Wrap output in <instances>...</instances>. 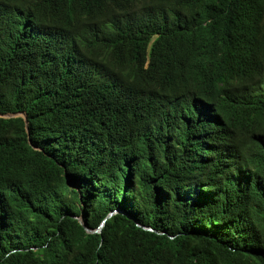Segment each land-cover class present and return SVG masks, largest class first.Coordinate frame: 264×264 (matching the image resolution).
I'll return each mask as SVG.
<instances>
[{
  "label": "trees",
  "instance_id": "obj_1",
  "mask_svg": "<svg viewBox=\"0 0 264 264\" xmlns=\"http://www.w3.org/2000/svg\"><path fill=\"white\" fill-rule=\"evenodd\" d=\"M12 11L0 264H264V0Z\"/></svg>",
  "mask_w": 264,
  "mask_h": 264
},
{
  "label": "clouds",
  "instance_id": "obj_2",
  "mask_svg": "<svg viewBox=\"0 0 264 264\" xmlns=\"http://www.w3.org/2000/svg\"><path fill=\"white\" fill-rule=\"evenodd\" d=\"M13 11L12 0H0V33L4 32L11 23ZM35 39H47L50 35V25L47 23L37 24L34 28ZM26 117V116H25Z\"/></svg>",
  "mask_w": 264,
  "mask_h": 264
},
{
  "label": "water",
  "instance_id": "obj_3",
  "mask_svg": "<svg viewBox=\"0 0 264 264\" xmlns=\"http://www.w3.org/2000/svg\"><path fill=\"white\" fill-rule=\"evenodd\" d=\"M116 212H120L118 209H115V210H112L108 215L107 217L102 221V223L100 224V226L96 229H92V228H89L87 225H86V222L82 219V217L80 218V221L82 222V224L86 227L87 231L89 232H101L103 226L105 225L106 221L111 217L113 216V214H115Z\"/></svg>",
  "mask_w": 264,
  "mask_h": 264
}]
</instances>
